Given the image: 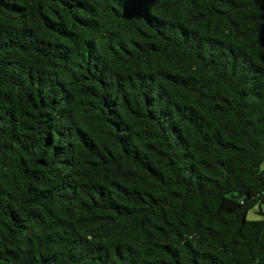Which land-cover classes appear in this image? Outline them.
<instances>
[{
    "label": "trees",
    "instance_id": "obj_1",
    "mask_svg": "<svg viewBox=\"0 0 264 264\" xmlns=\"http://www.w3.org/2000/svg\"><path fill=\"white\" fill-rule=\"evenodd\" d=\"M0 264H264V0H0Z\"/></svg>",
    "mask_w": 264,
    "mask_h": 264
},
{
    "label": "rangeland",
    "instance_id": "obj_2",
    "mask_svg": "<svg viewBox=\"0 0 264 264\" xmlns=\"http://www.w3.org/2000/svg\"><path fill=\"white\" fill-rule=\"evenodd\" d=\"M257 210H258V208L255 209V210H252L249 213V215H248V219L249 220H261L262 219V216H260V215L257 214Z\"/></svg>",
    "mask_w": 264,
    "mask_h": 264
}]
</instances>
